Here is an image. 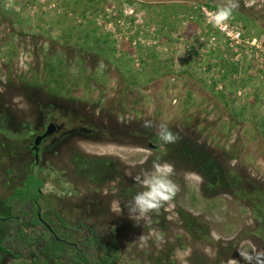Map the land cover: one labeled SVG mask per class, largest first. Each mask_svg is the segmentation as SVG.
<instances>
[{
	"label": "rangeland",
	"instance_id": "rangeland-1",
	"mask_svg": "<svg viewBox=\"0 0 264 264\" xmlns=\"http://www.w3.org/2000/svg\"><path fill=\"white\" fill-rule=\"evenodd\" d=\"M7 3L0 0V216L30 173L34 135L49 118L63 130L33 169L44 180L38 205L48 228L34 227L29 211L0 217V240L13 254L0 251V264H70L73 252L59 240L80 244L89 231L114 243L122 264H245L239 250L264 252V58L248 45L236 57L217 34L210 44L193 6L222 0ZM232 19L264 42V0H240ZM55 58L67 73L59 94L47 82ZM161 123L181 139L160 141ZM154 161L174 166L179 191L136 223L127 209L144 188L128 174Z\"/></svg>",
	"mask_w": 264,
	"mask_h": 264
},
{
	"label": "trees",
	"instance_id": "trees-1",
	"mask_svg": "<svg viewBox=\"0 0 264 264\" xmlns=\"http://www.w3.org/2000/svg\"><path fill=\"white\" fill-rule=\"evenodd\" d=\"M195 6V5H194ZM193 12L198 13L200 7H205L208 10L216 11L217 9L215 6L212 5H199L198 9H194ZM198 17H201L199 13L197 14ZM231 24L233 23V19L228 20ZM237 25L241 30L246 32V28L242 25ZM214 35H218L221 38L223 36L219 35L218 32L213 31ZM246 37L249 38H256L257 37H250L248 36V32H246ZM261 40V39H260ZM224 44L226 45L227 50L232 51L237 56H240L242 52L246 53L244 46L241 47L235 52L232 47L229 46V42L225 41L223 38ZM253 56L259 61L264 58V52L261 51L259 48L252 49ZM237 60V59H236ZM47 82L52 84L55 91L59 94L62 90L66 87V71L63 69V61L61 59L55 58L50 59L47 61ZM233 67V66H232ZM231 68V67H230ZM233 69V68H231ZM51 118H49V122ZM53 123V122H51ZM54 124V123H53ZM4 145V144H1ZM31 147V146H30ZM29 147V156L31 157V163L29 164V175L26 178L24 184H22L19 188L10 189V194L4 200V205L2 206L3 213L0 216L6 220H14L17 218L21 213L29 211L31 213L29 222L35 227L41 224V221L38 218V197H39V189L44 185V180L37 178L35 174H33V169L37 165L38 157H37V148H30ZM9 174V171H8ZM9 178V177H8ZM60 246L62 248H69L73 255L70 256L68 259L70 264H122L121 253L117 249L114 243H103L97 235L91 233L89 234L79 243L67 242L65 240H59ZM0 251L4 252L6 255H13L12 252L6 249L3 246V241L0 240Z\"/></svg>",
	"mask_w": 264,
	"mask_h": 264
},
{
	"label": "clouds",
	"instance_id": "clouds-1",
	"mask_svg": "<svg viewBox=\"0 0 264 264\" xmlns=\"http://www.w3.org/2000/svg\"><path fill=\"white\" fill-rule=\"evenodd\" d=\"M5 7H13L12 0H8ZM239 8L240 0H222L217 10L211 14L210 22L217 27L224 25L232 18L233 12ZM142 126L146 129L154 127L153 123L147 120ZM157 135L164 144H175L181 139L178 133H173L164 123L158 126ZM128 175L134 183L140 184L144 188L132 198L127 209L129 218L136 223L149 213L159 214L161 208L171 202L179 191L178 185L172 179L175 175V168L168 162L154 161L151 171L136 175L129 173ZM111 210L117 215L122 212V208L118 204H113ZM141 239L147 243L145 238L141 237ZM238 254L245 264H264V252L249 253L246 250H239ZM233 264H237V262L233 261Z\"/></svg>",
	"mask_w": 264,
	"mask_h": 264
},
{
	"label": "built area",
	"instance_id": "built-area-1",
	"mask_svg": "<svg viewBox=\"0 0 264 264\" xmlns=\"http://www.w3.org/2000/svg\"><path fill=\"white\" fill-rule=\"evenodd\" d=\"M197 4H195L194 9H198ZM215 11H211L206 9L205 7H200L199 8V15L201 16L200 18L205 21V25L208 28L209 31V42L212 44L214 47L216 46L217 40L215 35L213 34V31H216L219 33V35L223 36L224 40L229 42V46L232 47V49L236 52L240 47H243L244 45H248L252 51L253 47L254 48H259L261 51L264 52V47H263V41L258 40L256 38H249L246 37V32L241 30L237 25L231 24L229 21H227L224 25H221L219 27L214 26L211 22V14L214 13ZM197 13V14H198ZM258 40V41H257ZM238 57V56H236Z\"/></svg>",
	"mask_w": 264,
	"mask_h": 264
},
{
	"label": "flooded vegetation",
	"instance_id": "flooded-vegetation-1",
	"mask_svg": "<svg viewBox=\"0 0 264 264\" xmlns=\"http://www.w3.org/2000/svg\"><path fill=\"white\" fill-rule=\"evenodd\" d=\"M60 130H63L61 126H56L55 124L49 122L40 133L34 135L30 148H35V147L37 148V157L39 156V151L41 149H46L45 147L48 144L50 145L54 143V138L56 136V133H58ZM46 132L47 134L45 135ZM38 218L41 221V224L47 227V224L42 220V218L39 215V208H38Z\"/></svg>",
	"mask_w": 264,
	"mask_h": 264
},
{
	"label": "water",
	"instance_id": "water-1",
	"mask_svg": "<svg viewBox=\"0 0 264 264\" xmlns=\"http://www.w3.org/2000/svg\"><path fill=\"white\" fill-rule=\"evenodd\" d=\"M47 134V132L45 133V135Z\"/></svg>",
	"mask_w": 264,
	"mask_h": 264
}]
</instances>
